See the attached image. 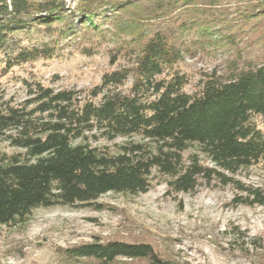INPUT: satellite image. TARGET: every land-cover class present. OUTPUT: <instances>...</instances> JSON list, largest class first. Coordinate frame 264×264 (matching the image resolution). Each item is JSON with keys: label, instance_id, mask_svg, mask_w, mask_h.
Returning a JSON list of instances; mask_svg holds the SVG:
<instances>
[{"label": "trees", "instance_id": "trees-1", "mask_svg": "<svg viewBox=\"0 0 264 264\" xmlns=\"http://www.w3.org/2000/svg\"><path fill=\"white\" fill-rule=\"evenodd\" d=\"M66 46L110 66L88 90L0 83V226L38 208L94 205L107 193H145L156 171L167 193L233 185V202L264 192L233 179L264 162V0H0V79L56 58ZM207 66L188 73L182 65ZM190 88V91L187 89ZM129 139L113 154L88 141ZM135 138L137 141H133ZM196 149L185 161L182 154ZM69 258L172 264L144 243L82 244Z\"/></svg>", "mask_w": 264, "mask_h": 264}, {"label": "rangeland", "instance_id": "rangeland-1", "mask_svg": "<svg viewBox=\"0 0 264 264\" xmlns=\"http://www.w3.org/2000/svg\"><path fill=\"white\" fill-rule=\"evenodd\" d=\"M115 66L109 65L103 50L84 57L64 46L56 58L13 68L0 83L7 98L20 101L25 98L23 80L56 89L88 90ZM182 67L192 74L207 66L186 60ZM260 125L264 129V121ZM126 141L89 139L88 143L113 154ZM0 153L21 152L0 142ZM194 153L198 154L191 147L183 159ZM198 156L203 165L210 166ZM233 179L264 192V162L238 171ZM165 180L153 171L145 193H107L84 207L38 208L22 223L0 226V264H101L69 258L66 250L108 241L148 244L172 264H264V205L234 203L241 193L217 181L201 183L188 194L167 193ZM110 264L147 262L117 258Z\"/></svg>", "mask_w": 264, "mask_h": 264}]
</instances>
